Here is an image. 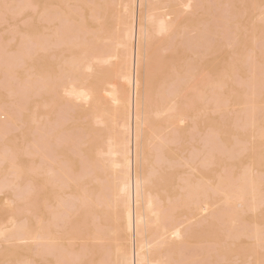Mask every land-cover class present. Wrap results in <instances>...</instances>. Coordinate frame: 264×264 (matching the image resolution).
<instances>
[{"label": "rangeland", "instance_id": "1", "mask_svg": "<svg viewBox=\"0 0 264 264\" xmlns=\"http://www.w3.org/2000/svg\"><path fill=\"white\" fill-rule=\"evenodd\" d=\"M127 1L128 0H117V1L116 0H102V1L101 0H87V2L85 0H0V4H1L0 5V14H1L0 15V79H1L0 80V105L1 103H5V104L8 102H9L8 104L13 103V107L12 105L11 106L5 105V106L6 107L8 106L7 109H10V110L12 109L11 111L13 112H14V106H17L16 107L17 110H15L14 113L16 115V112H17V118L18 116L20 117L19 118L20 121L19 119H17V122L15 120V124L13 123V129L11 128L12 126H10L11 130L9 129L8 131H6L7 133L5 132L7 134L6 136L0 133V151H1V148H2V152H3V149H5L7 152L9 151L8 153H6V151L4 150L3 154L5 155L1 154L3 157H0V161H1L0 163V183L2 181L1 184H3L4 187L10 186V188L6 187L2 193L0 192V228H3L7 225L8 221L6 220H8L12 216H15V218L17 219L18 226H19L18 229L22 230L25 226L23 231L26 232V234L29 233L28 235L25 234V236H29L32 234L35 235V233L38 230H41V232H45V229L43 230V227H44L43 225L45 223L47 224V222L50 221L51 218L54 220L57 219L55 224L53 223L55 221H52V220L50 221L54 224L55 227L54 226L52 227V225L49 226V224L45 225V227L48 226L46 227V231H48V233L52 235V237L50 235V238H52L51 240L52 244H51V241L49 242V244L50 246L53 245L54 247V249L52 248L53 250L50 249L51 248L50 247L48 248L50 251L48 250L42 251V248H47V246L49 245L45 241L44 242L48 244L47 246L45 245L44 242L40 240H37V241L30 240L26 242L22 241L21 243L19 241L18 242H15V241L7 242L6 240L4 241L3 238H0V264H24V262H26L27 264L28 263L29 264H61V262H59V260L57 259L59 255L62 257V255H65L67 251H70L71 252L70 257H71L72 254L76 255V253L79 250H81L84 255H80L79 257H77L79 254H81V252H78L79 254L77 253L78 255H76V258L73 257L74 258L73 260L72 258L71 259L69 258L71 261V263L69 262V264H95V261L101 264L104 258L106 261H108L107 264H110V263L113 264V260H114L113 254L118 244H116L117 236L111 234L110 232V229H111L110 227H112L111 226L112 221H111L110 215L108 214V210H109L108 202L111 198V195H110L111 192L109 191L110 187L104 188L106 186H109L108 185L109 183H107V185L101 186L104 184L103 182L110 181L109 179L111 175L109 176L110 171H108L109 169L107 168L108 163L102 160L100 157H98L97 154H95L96 153L95 150L100 149V148L104 149V147H106L107 145V143L105 144V142H107L106 138H108V136H111L113 134L114 131L112 130H114L115 128H113V125L109 123L110 122L109 120L107 122L108 124L103 127L97 126V125L95 126V124L92 123L93 122L92 119L90 118L94 110L92 108L91 110L90 107L87 105L83 106L80 103H77L76 101L75 102L72 101L73 99H71V101H68L66 100L67 98L65 99V97H62V95L60 94L61 90L58 88V86L60 85L59 84L60 80L58 79L59 80L58 82V80L56 79L57 77L58 78L61 77L62 79V75H63L62 73L65 68V65L62 63H64V61H67L69 59L68 56H70V59L73 61L76 55L78 54L82 55V52L84 49H85L84 51L86 55L88 53H89L88 55H90V52L97 51L96 48L93 47L96 44L95 42H97L98 44V40H101L102 37H109V36L112 37V33L108 35L107 33L105 34L104 32L108 31V33H110L109 30L112 31V26H115V24H117L118 18H121L122 22H125V13L123 10L124 8L123 6L127 4L126 3ZM192 1L196 2V4H194V2L192 3L196 6V7L193 6L195 7L194 8L195 10L193 9L187 10V11H184V13L180 14L178 12L180 11V8L178 10V7H175V9L177 10V13L180 14L179 19L184 20V24L183 23L180 24L179 28L185 27V29L187 30L185 29L182 30L179 28L176 29L172 33V34H175L174 38L171 39L172 37H170V35L172 34H170L169 35L170 39L168 37V40L165 41V43L161 40L160 41L158 40L160 44L157 43L158 41L156 42L157 46L154 45V47L151 49L150 58L147 62V63H150L148 70L149 72L150 70H152V77H154L153 78L154 80L153 91L155 94L157 92L158 94L160 92L162 95H164V93L165 95L167 94L169 95V93H172L170 91L173 90L172 89L173 82L176 81L179 83L181 81L180 77L183 71H184L183 73H185L184 75H191L194 77L192 79L190 78V76L189 77L185 76L187 77L185 78L184 75H182L181 77L183 81V83L180 82L181 86L186 84L188 80L191 79V81L186 84L190 86V87L188 86L190 90L186 89L187 93L185 92V95L179 99L180 104L184 106L182 108L181 107L182 105H180V108L183 109L184 111H187V113H190V114H194L199 110L198 111L199 113L197 112L199 115L193 121V123L187 122L182 125L178 124L180 125L177 127L178 129L177 135H178V140H179V141L177 140L178 146L182 148V144L184 145V142H182L184 140H182V137L180 135V133L182 132H185L186 139H189L191 141V138H192L193 147L196 146V143H195V140L197 137L196 134L198 133L199 130L201 132L200 135H202L203 141L204 139H206V134L209 136V134L206 133L207 131H210L211 134L213 133L214 134L213 136H215L216 138L215 140V138L212 139L213 136L212 137L209 136L211 138V143L214 142V144H212V147H214L212 148L213 166L210 168L212 184H213V189H212L213 194L211 193L212 194L211 200L213 203V208L210 211L211 215L209 213L210 224L208 226L207 224H205L206 226H204L198 232H194V234H192L191 236L185 239H182L181 244H178L176 242V246H175L176 249L177 248H180V249L176 250L177 252L175 254V259H177V255L179 254L178 257L180 256L181 259L179 258L177 259V261L178 263L183 262L182 264H264V240H263L264 234L262 235V233H264V166L262 167V165H264V0H192ZM84 2L87 4L84 5L85 4ZM95 2L99 3L98 5L97 4L96 5L99 6L100 8L99 9L96 6L98 10L93 9L96 12L98 11V15H96L97 17L96 19L98 20V16L100 17V15H102L101 17L102 20H98L99 23L98 21H95V23L94 21H92V19L94 20L95 18V14H93L94 11H92V8H93L92 6H94ZM107 3H108V7L110 5V7L112 6L113 8H110V9L108 8V10L105 11V9H107L105 8V6L107 7ZM51 7L52 8L55 7V9H52ZM88 9H91L90 10L91 13L87 11ZM53 10L54 11L56 10L57 12H52ZM121 10H123V12ZM61 11L63 13V16H65V14H67L68 12V15H66L67 17L65 16L66 21H64V18L61 15L62 14ZM2 12L4 16L2 15ZM88 12L92 15V17L94 16V18L92 19L87 18L88 16L86 15ZM120 12L122 13L120 14ZM51 13H53V15L56 14L57 17L55 18V16H53ZM115 13H119V15L121 16L117 18ZM39 14H41V16L38 17ZM113 14H114V17H112ZM52 16L53 18H51ZM45 17H47L48 19L51 18L49 20L50 22H48L47 18ZM42 19L43 20L46 19L45 20L46 23H44ZM59 19L63 20V22H67L68 27L71 24L72 27L70 26L69 32H67L68 30L66 29L67 27L66 24H63L62 22V24L59 25L61 23V21L58 22ZM69 19L73 20V22H70L71 20L68 22ZM81 21H83V23ZM80 22L82 23V25L85 24V30L86 28H89V29L91 28V30L93 28L96 34L92 32L93 34L92 35L90 34V31H89V34L86 35L89 29H87V31L84 30L85 31L84 34L86 36L80 34L81 31L83 32L82 29L84 28L82 27V25L78 26L81 24ZM100 22L102 25L100 24ZM73 23L76 26L72 25ZM96 23L100 24L101 26H105L103 29L105 31L99 33L103 27L99 25V29L101 28L99 31L97 29L98 25ZM111 23L112 24L115 23V24L112 26H107V25H110ZM58 25L60 26L59 29L62 28L61 30H64V32H65V29L67 30L64 35L66 38L65 40L63 39L64 36L62 38L61 37L62 35L61 36L59 34H58L59 36L57 35V32L59 31V29H56V28L58 27ZM62 26H64L65 28ZM76 27L80 31L77 30L78 34L74 36L73 34H75V32L73 30L75 29L76 31ZM194 27L196 28V30L199 29L200 27L203 28L201 29V33L202 32L205 33V34L202 33V35L205 38H203V36L200 35L201 33L199 30L194 31L195 30ZM114 28L115 29H113L114 30L113 32H116V27ZM188 29L193 30L192 35H191L192 32L190 33ZM53 30H54V35L56 34L57 36L56 35L54 36L52 34ZM96 31H99V32L97 33ZM188 32L190 33L189 38L190 37L192 38L190 39L191 41L187 40L188 37L186 39V35L188 36ZM196 32L197 34L195 35ZM46 34H50L51 37L49 35L46 36ZM69 34L71 36H74V38L71 37V40L69 38L70 43L67 44V41H69L68 37H70ZM81 35L84 36L85 39L82 37L84 41L88 40V38H90L91 36L94 37V35H95L94 37L95 39L91 40L92 39L91 38L90 39L91 43L89 42V44H88V41H85V43L83 41L84 44L82 43V46H80L81 45L80 44L76 48L72 47L75 44H79V42L81 43L82 41ZM36 36L37 37L39 36V37L37 38ZM42 36L44 38H42ZM76 36L78 37L76 38ZM35 38H37L36 42L39 40L40 43L39 42L35 43ZM39 38H42V39H39ZM53 38L56 41H54ZM59 38H61L62 40ZM78 38H80V41L77 40ZM200 38H203V39H200ZM45 39L48 40L51 45L55 42L56 43L53 44L52 45L53 47H52L48 44L49 42L48 43H46L47 41L45 42ZM58 39L61 40L59 42H62V44L60 45L58 44L59 43ZM42 40H44L45 43ZM102 40H104V38ZM112 40L113 39H109V40L105 39L104 41L99 43V46L101 44L102 46L105 45L106 48L112 47L114 45V40L113 41ZM180 40L182 41L187 40L188 42H185L186 43L185 44L183 41V45H182ZM86 42L88 45H86ZM39 44L40 45L42 44V48L39 49V51L41 50L40 53L37 50L38 47H41L39 46ZM46 44L48 46H46ZM166 44H168L167 47H166ZM192 44L193 46H191ZM35 45H37V48L35 47ZM43 45L46 48L44 50L45 52L43 51L44 49ZM83 45H85V48ZM103 49L104 48H102V50ZM109 49H113V47ZM65 50L66 52H64ZM86 50L88 52H86ZM79 55H78V59L83 57L81 56L79 58ZM91 55H93V53H91ZM78 59H76V61ZM111 66L112 65H108L107 67L108 69H106V67L101 69L100 73L103 72L104 76H102V73H101L100 77H105V76L107 77L108 76L106 75L107 73L105 74V71H102V70L106 69V71L108 72V70L111 69ZM36 68L38 71L41 70V72L46 73L44 74L45 77L44 75L41 76V74L36 70ZM50 69L53 72V74L55 73L56 75L55 74L53 75ZM185 70L187 71V74ZM221 71H224L223 73H225L227 79H226V82L223 88L220 89L222 90L220 92L219 91L220 87L215 82L218 79L219 75L221 74L220 73ZM48 72L49 74L47 75ZM174 73L176 77L179 76L178 81H177L178 78L172 76L174 75ZM38 74H40L38 78L40 77L46 78L47 76H49V80L46 78L43 81V83H40V81L42 80L41 78L40 80L37 81L39 84L42 85V88L44 86L43 85L44 82L46 85L48 83L47 81H49L48 83L49 85L46 86L45 90L40 89V91L42 92L44 91V92L37 93V96L39 97L37 96L33 97L34 95H31V94L34 93L36 88L38 87L34 84L36 88H34L33 90L32 88H30L31 89L30 92L29 90L25 91V88L27 86L31 87L33 85L32 78L34 79L35 77L33 76H36V75L38 76ZM59 74H60V77H59ZM108 74L111 77H113L112 76L113 73L108 72ZM30 75L31 77L28 78V76ZM110 76L109 78H111ZM106 77L102 79L103 82L101 81V89H107V87H105L106 86L105 84L108 82H113L112 78H111L112 81H110L107 77V79L109 80L108 81ZM23 78H25V81ZM51 78L52 80H50ZM53 78L55 79V81L53 80ZM27 80L28 82L31 81L32 85L26 82ZM51 81H53L54 83H52ZM170 81H171L172 88L168 86L170 85ZM207 82L213 83L214 86L213 88L210 87L211 89L210 94L208 92V98L210 97L211 101L209 102L208 98L207 100L204 99L206 103L208 101V103L206 104L208 106L206 108L204 105H200L205 102L201 101V103H199L200 100H198L195 95L198 92L196 90L201 89L203 85L202 83L207 84ZM34 83L36 82L34 81ZM39 84L38 86H40ZM51 84L53 88L52 91L57 93V95L54 93L51 94L52 92L48 88L49 86H51ZM102 85L104 88L102 87ZM193 85L195 87H193ZM54 88H56L55 89L56 91H54ZM168 88L172 90L168 91ZM163 90H166V91H163ZM23 91L26 93L24 95H27V97H29V100H26V103H25L26 96L22 95ZM53 95H56V96L54 97ZM225 99H227L226 100L227 102H225L226 104L222 102V100L225 101ZM214 100H216V103ZM217 100L219 101V103ZM43 103L47 105V106L44 105V107H46L45 108L46 110L44 109L42 105ZM187 103H189V105H187ZM211 103H213V106L216 105V107L214 108L216 109L218 108L217 109L218 111L213 109V107L211 106L212 105ZM223 103H224L223 106L225 110L223 109V106H222ZM101 104H103V106ZM36 105H39V106H36ZM41 106L43 109L40 108ZM100 106L103 107V109H107L110 107V104L107 98H105L104 100L103 99L100 100L98 108ZM203 106L205 108L201 109L202 110L201 111L200 108H203ZM6 107L5 108L2 107L3 108L1 112L2 114L0 113L1 114L0 124H3V126H4V123H6L7 121L6 120L7 118L3 116L4 115L3 110H5ZM47 107H48V110H47ZM210 107H212L213 111H216V112L211 111ZM18 110L20 111L18 112ZM35 110L37 111L34 112ZM45 111H46V114H44ZM41 112L42 113L44 112L43 113L44 115H47V114L49 115L46 116L44 119V116H41L43 115ZM39 114L41 117L38 116ZM87 114L90 116H87L84 118V116ZM31 116L32 118L38 116L39 123L35 125L36 122H33V121L30 122L32 120V118H30ZM120 116L121 114L117 112V118H116L117 122L120 120L121 118ZM39 117L41 119H39ZM15 119H16V116H15ZM50 120L52 121V123L54 122L55 124H52ZM160 120L166 121L167 118L162 117V119ZM46 122L49 125L50 124L54 125L52 126V128L53 127L55 128V125H57L56 129L53 128L54 132L50 131L49 129V133H46L48 132L46 131L48 128L47 126H49ZM242 122L246 124L241 125ZM44 124H45V127H44ZM58 125L60 126L63 125V126L60 128L58 127ZM193 125L196 128L193 127ZM38 128H39V131H37ZM43 128H45V130ZM189 128H191L192 132H190ZM194 128L196 129V131L194 130ZM40 129H43L44 131L42 132ZM62 129L66 131V134H69V137L67 139L64 136L63 138L65 139L58 138L60 137L61 134L58 135V137L57 136L55 137V135H53V134H56L57 132H62ZM87 129L89 130L87 131ZM170 129L172 128L170 127L169 129H167V132H170ZM192 129L194 130V132ZM98 130L99 132L97 133L96 131ZM40 131L42 132L41 137H44V138L46 137V139H43V140L41 138V141L47 140L48 144L49 143L53 144V147L50 144V146L52 147L51 150H55V153H57L58 156L59 155L63 156L65 154L67 159L70 160L71 165H73V171L74 173H76L75 175H77V173L79 172L78 165L81 160L79 159V162L77 163L78 156L80 157L83 156L81 158H84V155H85L86 159L85 158L84 159L87 161H85L84 159L81 160V162L84 161L83 163H81L83 166L86 164H89L90 161L94 159V157L95 159L100 158L101 161L97 160L99 164L94 159L95 162L93 163L97 165L93 164V166H95V168L98 169V166L101 165L99 166V169L101 168L102 171H100L99 169L96 170L93 167H92L93 170H91L92 172L88 170V172L90 171L91 174H89L88 182L83 184L84 189H81L82 191L85 190L84 192L89 193V196H87L88 200L84 197V192L82 191H80V194L82 193L83 196L81 198L80 196L79 198H77V196L80 195L78 192L79 186L78 187L76 186L77 188L75 187L74 189H72L70 193H68V191H61L60 190L62 188L61 186H59L61 188L59 189L57 188V184L59 183L58 180H60V178H58L57 179L58 182L54 184L56 187H54V185L49 186L48 183L43 180V175L38 176V174H41L39 170L34 172L32 167L36 168L37 166H40L39 163L36 164L37 162H40V164L42 163V159H40L41 151H42V154L45 153L41 149L40 151H37L38 152L36 153L37 155L34 153V150H35L34 148L36 146H33V145H35V143L37 144V142L40 143V141H37L39 139L37 135L38 133H40ZM80 131H82V134H80ZM86 131L89 133H87ZM118 132L119 131L117 130L116 134L119 135ZM63 133L64 132H62V135ZM217 133H219V135ZM48 134H50V138ZM84 134L87 136H85ZM80 135H83L81 136V138L82 137H86V138L79 139ZM53 136L55 140L52 139ZM65 136L67 137V135ZM56 138L58 139L56 140ZM71 138H75V140H77L76 141L77 143L73 142V144H75L77 147L70 142V140H73ZM87 139L89 142L86 141ZM218 141H219V144H218ZM54 142L56 143L55 146H54ZM69 142L71 143L70 145H69ZM83 142H85L84 145H83ZM78 143L80 144V146ZM81 143L83 146H81ZM57 144L59 146H57ZM232 144H234V146H232ZM71 145H73L74 148ZM220 145H222V148L224 150L223 149L215 150L217 148L219 149L221 147ZM88 148H92V150H89ZM187 148L189 149L190 147L188 146ZM20 149H21V152L19 151ZM32 149L34 150L32 151ZM228 149L231 151L229 152ZM232 150H235V153H233ZM88 151L90 152V154H88ZM32 152L34 154V157H33ZM218 152L220 154H217ZM231 152L233 153V155L231 154ZM8 154L12 156L14 155L16 156V158L15 157L9 158ZM42 154H41V157H42ZM62 156L58 157L55 161V162L59 161L58 162L59 164H57L59 166H60V163H62L63 159L66 158V157L63 158ZM2 158H6L3 160L4 162L2 161ZM13 158H15L14 161H13ZM170 158L174 159L175 157H172L171 155ZM11 159L12 161L10 162ZM216 159H220V161L218 162ZM257 159L260 161L262 160L263 163L260 162L257 165L256 163L259 162V161H256ZM88 160L90 161L88 162ZM12 165L14 167L10 169L9 167H11ZM91 165H89V167ZM244 165H246V168H247L243 170V171L245 170L247 171L245 172L244 177L246 178V176L248 175L249 178L247 177V180L249 179L250 181L253 180L255 182L254 184L252 181L256 189V193L254 194H257V197L255 199H254L255 195L253 196V194H251L252 192L249 189L250 188L249 186L250 184L252 185V183L248 184L249 185L248 186L247 184L244 183L246 179L241 176L243 172V171L241 172V170L242 168H245ZM227 166L228 168H226ZM84 167L86 168V166ZM13 168H16L18 170L14 169L15 170L14 171L12 170ZM103 168H105V170ZM224 168L226 170H221L222 171V174H221L220 173L221 171H219V169H224ZM29 169L32 171L30 172ZM58 170H59V167H58ZM12 171H13V174H12ZM227 171L229 172V174L227 175H229L230 177L226 175V173H228ZM239 172H241V174ZM81 173L82 171H80L79 173L80 176L84 174V172L82 174ZM184 173H185V170L180 168L177 170L176 175L178 177H181V176L183 177ZM223 173L225 174L227 178H230L231 181L233 179V182L231 183V181L227 179ZM169 174H170V171H169ZM91 175L94 176L93 177L94 179H99L100 181L103 179V177H105L104 178L105 181L101 182L103 184L100 183L99 185L98 180L97 181L93 180V178L90 177ZM223 176L225 177L224 183H227V180L228 182H230L229 186L227 187H230L231 192H229V189L227 187L226 188L228 190L226 188L224 190L222 186V189L226 191V194H230L227 197L230 199L225 198L226 199L225 201L228 200L227 202L224 201L223 195L221 196L222 193L219 191L221 190V187L216 186V184L219 182V179H222ZM234 176H236V179H234L235 178ZM238 176L240 179L241 177L242 179L244 178L245 181L243 183L245 185L242 183V181H239ZM91 178L93 181H91ZM59 184H61V182ZM233 184L235 186L231 187V185ZM225 185H228V184H224V187ZM237 185L238 187H236ZM246 185L248 187H244ZM99 186L104 188L102 191V194L100 193L101 190L98 191L100 188ZM241 186L244 187L243 188L244 191L242 190L243 193L245 191H246L245 193H247L248 190L250 191L249 192L250 194L247 193V195H245L246 197L244 196L243 198L244 200L246 198L245 208L242 205L244 200L242 201V199L238 198L239 196H243V195H240L241 191L239 190V187ZM215 187H219V190L216 189ZM237 188L238 190L235 191V189ZM245 188L246 189L248 188V190H245ZM21 189L23 190V193L22 194L17 193L19 191L21 193L22 192ZM238 191L240 192L238 193ZM14 192H16V195L17 194L21 195L23 200L19 195L16 196ZM95 192H97L96 197L100 196L101 194L100 199L102 201L98 199L100 203L102 202L101 205L96 204L95 195H94L95 198L93 197V194ZM177 192L178 191L176 189H172V190L169 189L167 194L169 193V195L172 196L174 194L176 195ZM259 193L260 195L258 196ZM10 194H14V197H16L15 198L16 201L19 202L16 206L15 205L10 206V204H8V201L6 198H8V196L10 197ZM71 194L74 196L77 195L76 198L66 196V195L70 196ZM261 195L262 197H260ZM236 197L239 199L238 202L241 205L238 204ZM250 197L252 198V201L250 200ZM17 198L20 201H18ZM259 198L261 199L258 200V204L254 203L257 201L253 202V200H257ZM59 199L64 200L63 202L64 204L62 203L63 205L60 203L59 204L56 203L58 201L59 202L62 201V200L60 201ZM83 199L89 202L90 207H91L90 210L86 209L84 206H81L82 209L78 208L79 205L83 202ZM177 200L176 202L179 204V201ZM91 203L94 205H92ZM83 204L84 203H82V205ZM47 205L48 207H46ZM60 205L63 206L62 207L63 210L66 208L69 211V214L68 213L66 214L65 211H61L65 213V215L63 213L62 214L58 213L59 215L56 214L58 211L60 212V210H62ZM64 205H65V208H64ZM252 205H254V207L256 206V209L254 208V210H252L253 209ZM56 206H60V207H56ZM48 208L50 209L48 210ZM54 210L57 212H52ZM239 210L243 212H239ZM177 213H178L177 215L179 216L180 213H183V209H178ZM235 213L237 214L235 215ZM54 214L58 216L54 217ZM212 214L215 216H213ZM233 214L238 217V219L236 217L237 220L234 219ZM39 219H41V221ZM203 220H204V216L197 218L195 222H201ZM19 221H21L20 224L25 222L23 223L24 226L21 225L22 228H20ZM42 221L43 222L46 221V222L43 223ZM38 222H39V225L42 226V228L40 227L41 229H38L39 227ZM91 223L93 227H95L97 224L100 227L102 226L104 227L109 226V227L102 228V229L100 228L99 230L101 231L97 230V234L99 237L97 236V239L95 238L96 240H94V238L92 239L90 238L92 237L91 232H93L94 229L96 231L97 227L99 226L93 229V227L91 228ZM3 224L4 226H2ZM94 224L96 225L94 226ZM189 227H191V229L195 228L194 224H192ZM99 232H101L100 234L104 235L105 237L101 238L99 235ZM259 232L261 233L263 237L262 236L260 237ZM13 233L14 235L17 234V232H13ZM23 233H20L21 236ZM84 234H86L87 236L85 235L84 237L83 236ZM233 234L234 235L237 234V235L234 237ZM256 237L261 238V240L263 241H259L260 239L256 240L257 239ZM70 239H72V241H69ZM84 245H85L86 250L81 249V248H84ZM179 245L180 247H178ZM211 245H212V251L214 249L213 253L212 251H209L211 249H208V247H211ZM63 250L65 253L63 252ZM41 251L45 252V254L41 253ZM47 252L51 253L50 254L51 257L49 256L48 260L44 257L46 254H48ZM57 252H59V254ZM61 252H63V254ZM39 253H41L40 256H39ZM55 253H57L58 256H56ZM36 254H38V256ZM86 255H87V258H85ZM52 257H54L55 259ZM99 257L101 259L104 257L102 260L100 259L101 262L97 261ZM44 260L45 261L47 260L48 262H45ZM74 260L76 262H72ZM65 264H67L66 261H65Z\"/></svg>", "mask_w": 264, "mask_h": 264}, {"label": "bare ground", "instance_id": "2", "mask_svg": "<svg viewBox=\"0 0 264 264\" xmlns=\"http://www.w3.org/2000/svg\"><path fill=\"white\" fill-rule=\"evenodd\" d=\"M85 1L87 2V0H85ZM193 2H194V4H196V2L192 1V0H128L126 2L127 4L125 6H123L124 8L122 7L124 10V13H125V22H122L121 18H118L121 16V15H119V13H115L117 18H118L117 24L114 23L115 26H112V25H114L112 23L110 25L106 24L107 26H112V31L109 30L110 33H108V31L106 32L105 30H103L105 26H101L102 21L100 22L101 25L96 23L98 25L97 29L99 31L101 29V28L99 29V25L101 27H103L100 32L96 31L97 33L98 32L101 33L104 31H105L104 33L105 34L107 33L108 35L112 33V37L111 36L102 37V39L103 38H104V40L105 39L106 40L113 39L114 40V45L112 46L113 49H109L112 47H108V46H107L108 48H106L105 45L102 46L101 44H100V46H101V48H100L99 43H101L104 40H102V39L98 40V44H97V42H95L96 43L95 45H97L100 49L94 45L93 47H95L97 51L90 52V55H88L89 54L88 53L87 54L88 56L86 55V53L84 51L85 49H84L82 52V55L78 54L79 58L81 56H83V57H81L83 60L81 58L78 59V55H76L75 59L72 58L74 62L76 61V59H78L77 60L78 62L76 61L75 63L70 59V56H68L69 59L67 61H64V63L61 62L62 64L65 65L64 71L62 73L63 75L61 74L62 79L60 77V74H59L60 78L55 76V77H57L56 80H58V79L60 80V83H59L60 85L58 86V88L61 90L60 94L62 95V97H65V99L67 98L66 100H68V101H71V99H73L72 101H74V102L76 101L77 103H80L83 106L87 105L90 107V109L92 108L94 110L93 113L91 114V116L87 114L84 116V118L87 116H90V118L93 121L92 123L95 124V126L97 125V126H102V127L107 125L108 124L107 122L109 120L110 121L109 123H111L113 125V128H115L114 130H112L114 132L111 136H108V134H107L108 138H106L107 142H105V144L107 143L106 147H104V149L100 148V149L95 150V152H96L95 154H97L98 157H100L102 160H104L105 162L108 163L107 168L109 169L108 171H110L109 176L111 175V177L109 179L110 181L106 182L104 180L105 177H103V179L100 181L99 179H94L93 178L94 176H92V175L90 176L93 178V180H95V181L98 180L99 185L101 182L105 181V182H103L104 184L101 183V184H103L101 186L107 185V183H109L108 184L109 186H106L104 188L110 187L109 191L111 192V194H110L111 198L108 202L109 203L108 204L109 210L107 209L108 214L110 215L111 221H112V225H111L112 227H110L111 228L110 232H111V234L117 236L116 237V242H117L116 244H118V246L116 247L115 252L113 254V259H114L113 264H180V263L182 264L183 262L178 263V261H177V259L180 258V256L178 257L179 254L177 255V259H175V254L177 252L176 250L180 249V248L176 249V247H175L176 242L178 244H181L182 239H185V238L191 236L192 234H194V232H198L200 229H202L204 226H206L205 224H207V226L210 224L209 213L213 208V203L211 200V198H212L211 195L213 194L212 193L213 184H212V177H211V173H210V168L213 166L212 148H214V147H212V144H214V142L211 143V138L209 136L212 137L214 134L213 133L211 134L210 131H207L206 133H208L209 136L206 134V139H204V141H203L202 135H200L201 134L200 130L199 131L197 130L198 133L196 134L197 137L195 140L196 146L193 147L192 138H191V141L189 139H186L185 132H182V133H180V135L182 137V140H184V141H182V142H184V145L182 144V148H180L178 146V143H177L179 141L178 135H177L178 134L177 127L182 125V124H185L187 122L193 123V121L199 115L198 114L199 110L197 111L198 113L196 112L194 114H190V113H187V111H184L183 109L180 108V105H182V104H180L179 99L185 95V92L187 93L186 89H189L190 86L186 85V84L188 82H190L191 79L194 77L191 75H184L185 73H183L184 72L183 71L181 74V77H182V75H184V77L190 76L191 79L188 80V82H186V84L181 86L180 82L183 83L181 77H180L181 81L179 83L174 81L176 78L179 77V76L176 77V75L174 73V75H172V76H174L176 78L173 80L175 82V83L173 82V88L171 87L172 86L171 81H170V85H168L169 87H171L173 89L172 90V89L168 88V91L172 90V91H170L172 93L168 92L169 95L168 94L165 95V93H164L165 96L162 95L160 92H159V94H158V92L155 94L153 91V87H154L153 78L154 77H152V70H150V72L148 70L150 63H147L149 58H150L151 49L154 47V45H156V42L158 40L159 41L161 40L165 43V41L168 40L169 35L172 34L176 29H178L180 24H182V23L184 24V20L179 19L180 14L184 13V11H187V10H191V9L195 10L194 8L196 6L194 4H192ZM110 3H111V1H110ZM86 4L87 3H85L84 5H86ZM96 4L98 5L99 3L95 2V4H94L95 7L97 6ZM122 5H123V3H122ZM94 6H92L93 8L91 7L92 11L98 10L99 6H97L98 8L97 7L95 8ZM193 6H195V7H193ZM117 7H118V5H117ZM175 7H178V10L180 8V11H178L180 14L177 13V10L175 9ZM105 8H107V9H105V11H107L108 8L110 9L113 7L112 6L110 7V5L108 7V3H107V7L105 6ZM1 9H2V7H1ZM52 9H55V7ZM101 9H103V8H101ZM90 10L91 9H88L87 11H89L91 13ZM123 10H121V11L123 12ZM52 12H57V11L53 10ZM89 12L86 15V16H88L87 18H90V19L94 18V16L92 17V15ZM95 12L96 11H94V13H93V14H95V18H94V20L92 19V21H94V23H95V21L102 20V18H101L102 15H100V17L98 16V20L96 19L97 18L96 15H98V11L96 13ZM122 12H120V14ZM61 13H62V11H61ZM51 14L53 15V13H51ZM2 15L4 16L3 12H2ZM57 15H58V13H57ZM61 15L63 16V13ZM66 15H68V12H67V14H65V16ZM39 16H41V14H39L38 17ZM53 16H55V18L57 17L56 14H54ZM53 16L51 18H53ZM65 16H63L64 21H66L65 18L67 17V16L66 17ZM77 16H79V15H77ZM122 16H123V14H122ZM112 17H114V14ZM45 18H47V17H45ZM50 19L47 18L48 22H50L49 21ZM45 20L42 19V21L44 23H46ZM70 20L71 19H69L68 22ZM77 20H79V19H77ZM60 21H61V23L59 25L62 24L63 20L59 19L58 22H60ZM70 22H73V20H71ZM81 22L83 23V21H81ZM82 23L78 26H81ZM98 23H99V21H98ZM63 24H66V26H67L66 29L68 31L65 29V32H64V30H61L62 28L59 29V27H60L59 25L56 28V29H59V31H60V33H59V31L57 32V30H56L57 35L58 34L60 36L62 35L61 36L62 38L65 35L66 31L67 32L70 31V26H71V24L69 23L70 26L68 27L67 22H63ZM72 25H75V24L73 23ZM62 27H64V26H62ZM77 27H76V31L73 28L74 29L73 31L75 32V34H73L74 36L78 34L77 30L80 31L79 30L80 28L78 27L79 29H77ZM82 27H84L82 29L83 32L81 31L80 34L85 35L84 34L85 31H87V29H89V28H86V30H85V24L82 25ZM114 27H116V32H113L114 31L113 29H115ZM42 29H44V28H42ZM179 29L183 30V29H185V27L184 28L180 27ZM201 29H203V28L200 27L197 30L195 28L194 31L199 30L201 33ZM49 30H50V28H49ZM185 30H187V29H185ZM73 31H72V33H73ZM89 31H90V34H92V32H94L95 30H93V28L91 30V28H90L87 31L86 35L89 34ZM189 31H190V33L192 32L191 33V35H192L193 30H189ZM190 33L188 32V36L185 34L186 39L188 37V39H187L188 41L190 39H192L191 37L189 38ZM202 33L200 35H202ZM52 34L54 35V30H53ZM94 34H96V33L94 32ZM196 34H197V32L195 33V35ZM203 34H205V33H203ZM47 35H49L51 37L50 34H46V36ZM82 35H81V38L82 37L84 38V36H82ZM174 35L175 34L170 35V37H172L171 39L174 38ZM69 36L70 37H68V40H69V38L71 40V37L74 38V36H71L70 34H69ZM77 37L78 36H76V38ZM94 37H95V35H94ZM94 37L91 36L90 38H88V40H85V41H88V44H89V42L91 43V40L95 39ZM170 37H169V39H170ZM37 38H35V43L39 42V40L36 42ZM42 38H44V37L42 36ZM42 38H39V39H42ZM83 38L81 39L82 40L81 43L79 42V44H75L72 47L76 48L80 44H81L80 46H82V43L84 41ZM203 38H205V37L203 36ZM203 38H200V39H203ZM46 39H45V42L47 41L46 43H48L49 41ZM59 39H61V38H59ZM59 39H58V42L62 40V39L61 40H59ZM63 39L64 40L66 39L65 36ZM53 40H54V38H53ZM70 40L69 41L66 40L67 44L70 43ZM77 40L80 41V38H78ZM187 40L186 41L183 40L184 43L188 42ZM42 41L44 42V40H42ZM54 41H56V40H54ZM85 41H84V43H85ZM159 41L157 43H159ZM183 41L180 40L182 45H183ZM171 42H173V41H171ZM55 43H53V44H55ZM48 44L50 46L53 45V44L51 45L50 42ZM58 44L60 45V44H62V42H59ZM88 44L86 42V45H88ZM187 44H189V43H187ZM167 45L168 44H166V47H167ZM39 46H41V47H38L37 50L40 53L41 50L39 51V49L42 48V44L41 45L39 44ZM46 46H48V45L46 44ZM83 46L85 48V45H83ZM191 46H193V44ZM35 47L37 48V45H35ZM185 47H184V49H185ZM194 47H196V46H194ZM102 48H104V49L102 50ZM45 49L46 48L44 46L43 51ZM18 50H19V48H18ZM15 51H17V50H15ZM88 51H89V49H88ZM88 51L86 50V52H88ZM185 51H186V49H185ZM10 52H12V51H10ZM64 52H66V50ZM83 53H85V54H83ZM91 53H93V55H91ZM35 54H36V52H35ZM65 62H67V63H65ZM69 62H71V63H69ZM113 64H114V66H113ZM108 65H112L111 69H110L111 71L108 70V72L113 73L112 74L113 77H111L108 74V72L106 71V69H108L107 68ZM104 67H106V69L102 70V71H105V74L107 73L106 75H108L107 77L110 81H112L111 78L113 79V82H108L105 84L106 86L104 85L105 87H107V89H101V81L103 82L102 79L105 78L106 76L100 77L101 73H102V76H104L103 72L100 73V70L103 69ZM36 70H37V68H36ZM50 71H51V69H50ZM38 72L41 74V76L46 74V73L41 72V70ZM223 72L224 71L220 72L221 74L219 75L218 79L215 82L217 85H219L220 88L219 87L218 88H219L220 92L222 91L220 89L223 88V86L225 85L226 79H227L225 73H223ZM51 73L53 74L52 71H51ZM29 74H31V73H29ZM40 74H38V76L37 75L33 76V77H35L34 78L35 80L32 78L33 85L35 84L39 89L36 88L35 85L33 86L31 81H29V82H28V80L26 81V82L30 83L32 86L31 87L27 86L25 88V91L29 90V92H30L31 91L30 88H32V90L34 88H36L35 92L33 91L36 95L34 93L31 94V95H34L33 97L37 96V93L42 92V91H40V89L45 90L46 86L49 85L48 84L49 81H47L48 83L46 85L44 82V84H43L44 86L42 88V85L37 82L38 80H40V78L42 79L40 81V83H43V81L46 78L49 80V76L44 78L45 75H44V77L38 78ZM48 74H49V72L47 73V75ZM186 74H187V71H186ZM109 76L111 78H109ZM29 77H31V75L28 76V78ZM107 77H106V79H107ZM185 78H187V77H185ZM23 79L25 81V78H23ZM23 79H22V81H23ZM167 79H169V78H167ZM50 80H52V78ZM53 80L55 81L54 78H53ZM59 80H58V82H59ZM178 80H179V78L177 79V81ZM34 81L37 84L34 83ZM209 81H210V79H209ZM51 82L54 83L53 81H51ZM38 84L40 86H38ZM202 84H201L202 87L200 85L201 89L200 90L197 89L196 91H198V92H197V94L195 93L196 94L195 96L197 97V99L200 100L199 103H201V101L205 102V100H207L208 92L210 94V90H211L210 87L213 88V86H214L213 83H209V82H207V84H205V83H202ZM217 85H216V87H217ZM102 87H103V85H102ZM193 87H195V86L193 85ZM48 88L52 92L51 94L54 93L57 95V93L52 91L53 90L52 84ZM55 89L56 88H54V91H56ZM37 90H39V91H37ZM189 90H188V92H189ZM163 91H166V90H163ZM24 94H26V93L23 91L22 95L26 96L25 97L26 98L25 103H26V100H29V97H27V95H24ZM27 94H28V92H27ZM102 94H104V95H102ZM56 95H53V96L55 97ZM105 95H106V97H105ZM218 95H219V93H218ZM37 97H39V96H37ZM105 98H107V100L110 104V107L107 109H103V107L100 106L98 108L100 100H102V99L104 100ZM209 98H208V101L210 102L211 98H210V100H209ZM218 99H220V98H218ZM226 100L227 99H225V101L222 100V102L225 103V102H227ZM208 101H207V103H208ZM214 101L216 103V100H214ZM8 103H6V104L1 103L0 113L2 112V109H3L2 107H4V108L6 107L5 105H10V106L12 105V107H13V103H11V102H10L11 104H8ZM189 103H187V105H189ZM207 103L205 102V103L200 104V105H204L207 108V106H208V105H206ZM213 103H211L212 104L211 106L213 107L214 110H217L218 108L217 109L214 108V107H216V105L213 106ZM218 103H219V101H218ZM224 103L222 104V106L224 105ZM42 105L44 107L45 104L43 103ZM101 105L103 106V104H101ZM25 106H26V104H25ZM36 106H39V105H36ZM36 106H34V107H36ZM45 106H47V105H45ZM204 106H203V108H200V110L204 109L205 108ZM16 107L17 106H14V112H15V110H17ZM181 107L183 108L184 106L182 105ZM187 107H185V108H187ZM212 107H210L211 111H213ZM7 108H8V106L6 107L5 110H3V114H4L3 116L5 118H7L6 120L8 122L6 121V123H4V126H3V124H0V133L3 134L4 136L7 135L6 131H8L10 129V126H12L11 128L13 129V123L15 124V120L17 122V119L20 118L19 116L17 118V112L15 115V113L13 111H11L12 109L10 110ZM37 108H39V107H37ZM40 108H42V106ZM45 108L46 107H44V109ZM223 109L225 110L224 106H223ZM47 110H48V107H47ZM19 111L20 110H18V112ZM36 111L37 110H35L34 112H36ZM117 112H119L121 114V116H120L121 118L118 122L116 121ZM213 112H216V111H213ZM209 113H210V111H209ZM1 114H0V116H1ZM44 114H46V111ZM44 114L41 116H44V119H45V117L48 116L49 114H47V115H44ZM15 116H16V119H15ZM38 116H40V114ZM38 116H36L37 118L36 117L32 118V116H31L30 118H32V120L30 122L33 121V122H36L35 125L38 124L39 123L38 122L39 121ZM40 117H39V119H41ZM162 117H164V118L166 117L167 120L161 121L160 119H162ZM242 117H244V116H242ZM34 119H36L37 121ZM19 121H20V119H19ZM51 123H52V121H51ZM24 124H25V122H24ZM24 124H23V126H24ZM52 124H55V123L53 122ZM178 124H180V125H178ZM217 124H218V122H217ZM244 124H246V123L242 122L241 125H244ZM50 125L47 126L48 128L46 131H48V132H46V133H49V129H50V131L54 132V130H53L54 127L52 128V126H54V125H51V126ZM56 126L57 125H55L54 129L57 128ZM62 126L58 125V127H60V128ZM44 127H45V124H44ZM170 127L172 129H170V132H167V129H169ZM193 127H195V126L193 125ZM21 128H22V126H21ZM195 128H194V130L196 131ZM43 129L45 130V128H43ZM43 129H40V130L43 132L44 131ZM88 130L89 129H87V131ZM115 130H116V132H115ZM117 130L119 131L118 132L119 135L116 134ZM189 130H190V132H192L191 128H189ZM194 130H193V132H194ZM34 131H35V129H34ZM37 131H39V128L37 129ZM41 131L37 135L39 137V139L37 141H40L41 144L39 142H37V144L35 143V145H33V146H36L35 148L33 147L35 150L32 149V151L34 150V153L36 154V153H38L37 151H40V149H41L45 153L42 154V151H41L42 157L40 154V159H42V163L40 164V162H37L36 164L39 163L40 166L36 165L37 166L36 168L32 167L34 172L39 170L41 174H38V176L43 175V180L45 182H47L49 186L54 185L58 181H59V183L61 182V184H59V183H58L59 185L57 184L58 189L62 187L60 189L61 191H68V193H70V191L72 189H74L76 186L77 187L79 186L78 192L80 194V191H82L81 189H84L83 184L88 182L89 174H91V172H92L91 170H93V168L98 170L99 166H101V165H99L98 169L95 168V166H93V164H94L93 162L100 160V158L95 159V157H94L95 161H94V159L92 161L88 160V162L90 161V163L84 165V166H86V168H85L81 164L84 162V161L81 162V160H83L84 158L86 159L85 155H84V158H81L83 156L80 157L77 154V156H78L77 163L79 162V159H81V160H80V163L78 165V171L79 172L77 171L78 173H77V175H75L76 173H74V171H73V165H71L70 160L67 159L65 154L63 156L62 155L58 156L57 153H55V150H51V148L53 147V144H51V143L48 144L47 140L41 141V138H42V140L46 139V137L45 138L41 137V135H42ZM215 131H217V130H215ZM9 132H11V131H9ZM62 132H64L63 135H62ZM62 132H57L56 134H53V135H55V137L56 136L58 137V135L61 134L62 136L60 135V137H58V138H63V136H64L67 139L69 137V134H66V131L63 129H62ZM96 132L98 133L99 130ZM211 132H213V131H211ZM87 133H89V132H87ZM219 133H217V134L219 135ZM50 134H48L49 138H50ZM80 134H82V131H80ZM188 134H189V132H188ZM65 135H67V137ZM95 135H96V133H95ZM215 135H216V133H215ZM81 136H83V135H80L79 139L86 138V137L81 138ZM85 136H87V135H85ZM188 137H189V135H188ZM58 138H56V140ZM65 138H63V139H65ZM97 138H99V137H97ZM213 138H215V136H213L212 139ZM36 139H37V137H36ZM52 139L55 140L54 136L52 137ZM71 139H73V140H70V142L72 144H73V142L77 141V140H75V138H71ZM48 140H50V139H48ZM106 140H104V141H106ZM215 140H216V138H215ZM79 141H81V140H79ZM86 141H88V139ZM55 142H57V141H55ZM55 142H54V146L56 144ZM70 142H69V145L71 144ZM50 144L52 145V147L50 146ZM84 144H85V142H83V145ZM218 144H219V141H218ZM235 144H237V143H235ZM73 145H75V144H73ZM73 145H71V146H73ZM83 145L81 143V146H83ZM57 146H59V145L57 144ZM79 146H80V144H79ZM188 146L190 147L189 149L187 148ZM220 146H218V147H220L219 149L217 148L215 150L223 149L222 145H220ZM232 146H234V144H232ZM76 147H75V149H76ZM73 148H74V146H73ZM88 149L92 150V148H88ZM4 150L5 149H3V152H2V148H1L0 155L4 153ZM12 150H14V149H12ZM19 151L21 152V149ZM228 151L230 152L231 150L228 149ZM232 151H233V153H235V150H232ZM8 152L6 151V153H8ZM221 152H223V151H221ZM77 153H79V152H77ZM233 153L231 152L232 155H233ZM32 154H33V152H32ZM88 154H90L89 151H88ZM217 154H220V153L218 152ZM236 154H238V153H236ZM3 155H5V154H3ZM169 155L170 156L172 155V157H175V158L171 159ZM61 156L63 158L64 157H66V158L63 159L62 163H60V166H59V165H57V164H59L58 163L59 161H57V162H55V161L58 157H61ZM74 156H76V155H74ZM0 157H3V156L1 155ZM12 157L16 158V156H14V155L13 156L9 155V158H12ZM33 157H34V154H33ZM98 157H96V158H98ZM15 158H13V161ZM4 159H6V158H2V161ZM216 160L218 162L220 161V159H216ZM229 160H230V158H229ZM11 161H12V159L10 160V162ZM85 161H87V160H85ZM256 161H259L256 163L257 165L260 162L263 163L262 160L260 161L257 159ZM0 163H1V161H0ZM91 163H92V165H91ZM97 163L99 164L98 161H97ZM55 165L59 167V170L60 169L61 170L59 171L58 167H56ZM81 165H82V167H81ZM89 165H91V166L89 167ZM94 165H97V164H94ZM237 165H239V164H237ZM244 166H245V168H242L241 172L244 169H247L246 165H244ZM263 166L264 165H262V167ZM12 167H14V166L12 165L9 168L11 169ZM37 168H39V169H37ZM90 168H92V169H90ZM180 168L185 170L183 177L182 176L178 177L176 175L177 170ZM226 168H228V166ZM14 169H16V168H13L12 170H14ZM103 169L105 170V168H103ZM16 170H18V169H16ZM88 170H90L91 172L90 171L88 172ZM99 170L102 171L101 168ZM221 170H226V169L225 168L219 169V171H221ZM31 171L32 170H30V172ZM80 171H82V173L84 172L85 175L81 173L82 174L81 175L82 177H81L79 175ZM169 171H170V174H169ZM241 172H239V173L241 174ZM243 172H244V174H243ZM243 172L241 175L242 177H244L245 172H247V171L245 170ZM220 173L222 174V171ZM12 174H13V171H12ZM18 174H16V175H18ZM216 174H217V172H216ZM227 174H229V172L226 173V175ZM109 176H107V177H109ZM224 176H225V174H224ZM224 176L222 177V179L217 178V179H219V182L216 184V186L221 187L222 191L219 190V187H215V188L218 189L222 193L221 196L223 195V199L225 201L226 200L225 198H227L228 195H230V194H226V191H224V190L227 186H229L230 182H228V180H227V183H224L225 177H226V176L225 177ZM227 176H229V175H227ZM239 176H238V178H239ZM234 177H235L234 179H236V176H234ZM242 177H241V179L239 178V181H242V183H243L245 181L244 180L245 177L243 179H242ZM247 177H248V175L246 176V178H245L246 181L244 183L248 185V184L252 183L253 180L252 181H250L249 179L247 180ZM58 178H60V180L57 181ZM92 178H91V181H93ZM254 178H256V177H254ZM227 179H229L231 181L230 178H227ZM232 182H233V179H232L231 183ZM1 183H2V181H1ZM1 183H0V186L3 185ZM11 183H13V182H11ZM253 183L255 184L254 181H253ZM253 183H252V185L250 184V186L249 185L248 186L250 187L249 189L252 192L251 194H253V196L255 195V197H254V199H255L257 197V194H254V193H256V189H255V185ZM224 184H228V185H225V187H224ZM247 185L244 187H248ZM59 186H61V187H59ZM101 186H99L100 188L98 191L101 190L100 193L102 194V191L104 188ZM222 186H223L224 190L222 189ZM232 186H235V185L233 184V185H231V187ZM258 186H259V184H258ZM2 187H4V185L0 187L1 193L3 192V190L7 186H5L4 188H2ZM54 187H56V186L54 185ZM236 187H238V185ZM244 187L243 186L239 187V190L241 191L240 195H243V196H239L238 198L242 199V201L244 200L243 199L244 196L250 192L248 190V188L247 189L245 188V190H248V192L245 193L246 192L245 191L243 193ZM7 188H10V186ZM23 188H24V186H23ZM227 188L229 189V192H231L230 187H227ZM51 189H52V187H51ZM169 189H171V190L176 189L178 192L176 195L174 194L171 196V195H169V193L167 194ZM44 190H45V188H44ZM60 190H58V191H60ZM237 190H238V188L235 189V191H237ZM16 191H18V190H16ZM84 191H82V192H84ZM240 191H238V193ZM73 192H75V191H73ZM97 192H95L93 194V197H94V195L96 197ZM14 193L16 195V192H14ZM17 193L22 194L23 190L21 193H20V191ZM19 194H17L16 196H18ZM101 194H100V196L96 197V204H99V205L102 204V202L100 203V201H102L100 199ZM64 195H62V196H64ZM259 195H260V193L258 194V196ZM19 196L21 197V195H19ZM66 196L76 198L77 195L74 196L71 194L70 196L69 195H66ZM79 196L81 198L83 196L82 193L80 195H78L77 198H79ZM87 196H89V193L84 192V197L86 199L88 198ZM20 197H18V198H20ZM248 197H249V195H248ZM260 197H262V195ZM15 198L16 197H14V194H10V197L8 196V198H6L8 201V204H10V206L11 205L16 206L19 203L16 201ZM18 198H17V200L20 201ZM238 198L236 197L237 202L239 201ZM227 199H230V198H227ZM260 199L261 198H259L257 200H253V202L257 201L254 203L258 204V200H260ZM22 200H23V198H22ZM59 200L61 201L62 199H59ZM176 200L179 201V204L176 202ZM250 200L252 201L251 197H250ZM227 201H225V202H227ZM63 202H64V200H62L61 202L58 201L56 203L62 204ZM245 202H246V198L243 202L244 204L242 203L244 208L246 206ZM80 203H81V201H80ZM82 203H84V204L82 205ZM82 203L79 205V207H78L79 209H82L81 206H84L86 209L90 210L91 207H90V204L88 201L83 199ZM238 204H240V203L238 202ZM238 204H236V205H238ZM45 205H44V207H45ZM92 205H94V204H92ZM240 205H238V206H240ZM254 205H256V204H254ZM254 205H252L253 206L252 210H254V208L256 209V206L254 207ZM60 206H56V207H60ZM46 207H48V205ZM62 207L63 206H61V209H62ZM64 208H65V205H64ZM49 209L50 208H48V210ZM178 209H183V213H180L179 216L177 215ZM16 211H17V209H16ZM61 211H65L66 214L67 213L69 214V211L66 208L64 210L63 209L60 210V212L59 211L57 212L55 210L52 212H57L56 214H58V213L62 214L63 212H61ZM239 212H243V211L239 210ZM65 213H63V214L65 215ZM236 214L237 213H235V215ZM58 215L54 214V217L58 216ZM210 215H211V213H210ZM235 215H234V219H236V217H237ZM202 216H204L203 221L195 222L197 220V218L202 217ZM213 216H215V215H213ZM234 219H232V220H234ZM237 219H238V217H237ZM39 220L41 221V219H39ZM51 220L55 221V222H53L55 224L57 219L54 220L51 218L50 221ZM6 221H8L7 225L3 228H0V238H3L4 241L5 240L7 242H11V241L18 242L19 241L22 243V241L26 242V241H30V240L31 241L32 240L33 241L34 240H36V241L40 240L42 242L45 241L49 244V242L52 240V238H50L51 234H49L48 231H46V227H48V226L45 227V225H48V224H49V226H51V225H52V227L54 226V224L50 221H48L47 224L45 223L46 221L45 222L42 221L43 223H45L43 225L45 227V228L43 227V230L45 229V232H41V230H38L35 233V235L32 234L29 236H25L26 232L23 231V229L25 228L23 223H25V222L20 224L21 221H19L20 228H22V226H24V228L22 230H19L18 229L19 226H18L17 219L15 218V216L10 217ZM42 222H40V223H42ZM65 222H64V224H65ZM192 224H194L195 228L191 229V227H189V226H191ZM38 225H39V222H38ZM95 225L96 224H94V226ZM2 226H4V224ZM97 226H99V225L97 224L95 227H93V225L91 223V228L93 227V229H94ZM40 227L42 228V226L39 225L38 229H41ZM106 227L107 226L97 227L96 231L94 229L93 232H91L92 237H90L91 235L89 237L91 239L94 238V240H96L97 236H98L97 230H99L100 228L102 229V228H106ZM15 230H17V231H15ZM99 231H101V230H99ZM13 232H17V234L15 233L16 235H14ZM20 233H23L22 236ZM100 233L101 232H99L100 237L104 238L105 236L101 235ZM28 234L29 233H27L26 235H28ZM252 234H253V232H252ZM263 234L264 233H262V235ZM85 235L86 234H84L83 236L85 237ZM236 235H234V237ZM259 235H260V237L262 236L261 233ZM259 235H257V236H259ZM51 237H52V235H51ZM101 238H100V240H101ZM72 239H70L69 241H72ZM98 240H99V238H98ZM256 240L263 241L264 239L261 240V238H257ZM53 242H54V240H53ZM66 243H67V241H66ZM209 243H211V242H209ZM48 244L45 243L46 246ZM51 244H52V241H51ZM68 245H70V244H68ZM221 245H222V243H221ZM178 247H180V245ZM48 248L54 249L53 245L50 246V244H49L47 246V248H42V251L43 250L44 251H47V250L50 251ZM55 249H57V248H55ZM81 249L86 250L85 245H84V248H81ZM208 249H211L209 251H212V245H211V247H208ZM42 251H41V253L45 254V252H42ZM56 251H58V250H56ZM209 251H207V252H209ZM63 252H64V250H63ZM63 252H61V253L63 254ZM78 252H81V254H79ZM78 252L77 253L79 255L76 253V255H78L77 257H79L80 255H84L81 250H79ZM213 252H214V249H213L212 253ZM41 253H39V256ZM47 253L48 254H46L44 257L48 260L51 253H49V252H47ZM57 253L59 254V252H57ZM57 253H55L56 256H58ZM70 254H71V252L67 251V253H65V255H62V257L59 255L57 259L59 260V262H61V264H65V261L67 264H69V262L71 263V261H70L71 258H72V260L74 258H76L75 254L74 255L72 254L71 257H70ZM36 255L38 256V254H36ZM56 256H55V258H56ZM52 258H54V257H52ZM85 258H87V255ZM100 259L101 258L99 257L97 261L101 262L102 259L101 260ZM47 260L46 261L44 260V261L48 262ZM75 260H77V259H75ZM75 260L72 262H76ZM102 261L103 262L105 261L106 264L108 262L105 260V258ZM103 262L101 264H105V262L104 263ZM25 263L26 262H24V264ZM95 264H99V263H97L95 261Z\"/></svg>", "mask_w": 264, "mask_h": 264}]
</instances>
